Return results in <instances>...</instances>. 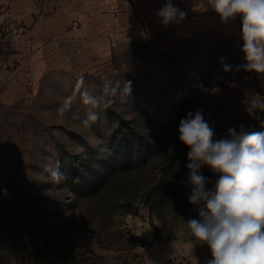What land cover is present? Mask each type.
Listing matches in <instances>:
<instances>
[{
  "label": "rangeland",
  "instance_id": "obj_1",
  "mask_svg": "<svg viewBox=\"0 0 264 264\" xmlns=\"http://www.w3.org/2000/svg\"><path fill=\"white\" fill-rule=\"evenodd\" d=\"M151 1L157 11L166 2ZM172 3L182 20L145 12L85 62L21 52L0 8V264L212 259L186 222L198 213L191 186L178 183L189 163L179 122L199 111L216 138L241 125L264 131V74L238 68L240 16L222 21L208 0ZM254 97L261 107L250 114ZM89 110L98 120L85 126ZM200 171L213 188L219 174Z\"/></svg>",
  "mask_w": 264,
  "mask_h": 264
},
{
  "label": "clouds",
  "instance_id": "obj_2",
  "mask_svg": "<svg viewBox=\"0 0 264 264\" xmlns=\"http://www.w3.org/2000/svg\"><path fill=\"white\" fill-rule=\"evenodd\" d=\"M208 3L222 21L242 18L241 50L246 63L238 68L264 74V0ZM157 15L164 24L185 17L172 0H166ZM222 67L226 73L232 70L228 64ZM130 85L131 82L125 83L128 93ZM213 92H218V88ZM84 95L85 103L92 104L95 98ZM257 107L261 105L254 97L248 107L250 114ZM96 120L97 114L89 110L83 123L90 126L89 122ZM178 133V140L189 149L186 180L182 178L178 183L191 186L189 203L198 213V218L186 222L190 234L208 246L212 256L208 264H264V131H249L241 125L238 129L229 128L223 138H216L215 129L197 111L180 120ZM205 165L219 174L213 188H208L212 181L200 171ZM50 175L56 182L68 178L60 171L59 162Z\"/></svg>",
  "mask_w": 264,
  "mask_h": 264
},
{
  "label": "crops",
  "instance_id": "obj_3",
  "mask_svg": "<svg viewBox=\"0 0 264 264\" xmlns=\"http://www.w3.org/2000/svg\"><path fill=\"white\" fill-rule=\"evenodd\" d=\"M0 8L21 52L81 62L102 54L127 20L159 12L151 0H0Z\"/></svg>",
  "mask_w": 264,
  "mask_h": 264
},
{
  "label": "built area",
  "instance_id": "obj_4",
  "mask_svg": "<svg viewBox=\"0 0 264 264\" xmlns=\"http://www.w3.org/2000/svg\"><path fill=\"white\" fill-rule=\"evenodd\" d=\"M2 39H3L4 41H8V40H9V35H3V36H2Z\"/></svg>",
  "mask_w": 264,
  "mask_h": 264
},
{
  "label": "trees",
  "instance_id": "obj_5",
  "mask_svg": "<svg viewBox=\"0 0 264 264\" xmlns=\"http://www.w3.org/2000/svg\"><path fill=\"white\" fill-rule=\"evenodd\" d=\"M72 170H73L74 175H77V173H78V168H73Z\"/></svg>",
  "mask_w": 264,
  "mask_h": 264
}]
</instances>
